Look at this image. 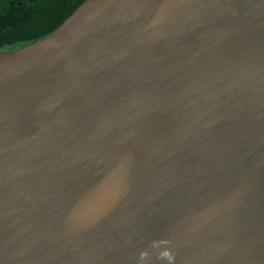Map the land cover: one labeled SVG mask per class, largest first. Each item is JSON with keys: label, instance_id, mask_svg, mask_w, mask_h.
Wrapping results in <instances>:
<instances>
[{"label": "water", "instance_id": "95a60500", "mask_svg": "<svg viewBox=\"0 0 264 264\" xmlns=\"http://www.w3.org/2000/svg\"><path fill=\"white\" fill-rule=\"evenodd\" d=\"M0 264H264V0H86L0 50Z\"/></svg>", "mask_w": 264, "mask_h": 264}, {"label": "trees", "instance_id": "16d2710c", "mask_svg": "<svg viewBox=\"0 0 264 264\" xmlns=\"http://www.w3.org/2000/svg\"><path fill=\"white\" fill-rule=\"evenodd\" d=\"M86 0H0V50L16 51L48 36Z\"/></svg>", "mask_w": 264, "mask_h": 264}]
</instances>
